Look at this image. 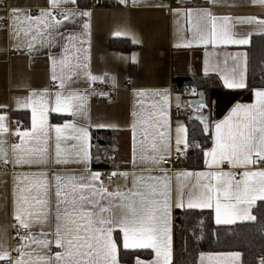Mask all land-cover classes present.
I'll list each match as a JSON object with an SVG mask.
<instances>
[{
	"label": "snow or ice",
	"instance_id": "obj_1",
	"mask_svg": "<svg viewBox=\"0 0 264 264\" xmlns=\"http://www.w3.org/2000/svg\"><path fill=\"white\" fill-rule=\"evenodd\" d=\"M77 0H49L48 6L40 10L33 17L19 8H11L8 18L11 20V34L19 39L20 34L28 39L27 47L31 51L36 43L42 47L54 46L57 34L64 37L69 43L76 40L74 34L59 33L65 23H75L77 16L90 17V12L77 13L68 9L66 5H76ZM214 6L217 0H209ZM127 4V0H120ZM133 5L137 0H132ZM254 5L264 8V0H252ZM165 7L164 5H158ZM223 6V5H221ZM232 6V5H228ZM180 14V9H174ZM184 15L192 26L194 35L199 43L248 45L251 33L243 37H236L232 31L233 18L231 16L214 15L210 9H185ZM241 23L255 24L264 34V19L256 17L238 18ZM88 30L90 25L83 24ZM116 36L128 35L127 31H117ZM133 42H137L132 36ZM84 43V41H81ZM189 47L191 44L177 45ZM79 52V49H76ZM68 52V46H64ZM237 57L239 59L237 60ZM51 60L52 79L58 81L60 91L55 93L54 106L44 93L37 96L32 93L24 101H17L18 107L30 108L32 112L31 132L16 131L15 135L20 142L12 145V159L9 161L8 150L3 137L9 133L7 116L0 115V161L14 166L44 164L48 161L49 125L47 114L49 111L77 116L85 112L86 97L77 91H65L77 70L81 68L79 57L75 63L67 55L57 60ZM134 59V58H133ZM237 60L228 66H209L205 62L204 72H216L229 89H243L246 84V54H236ZM59 67L60 71L57 72ZM86 67V66H85ZM90 84L103 82L102 77L85 73ZM192 96H199V100H191L188 107L193 111L194 119L200 120L204 125V132L209 131L207 117L199 115L207 106L202 93L195 88L188 90ZM140 96L145 92L140 91ZM160 96L162 103L151 105V111L133 113V163L137 137H139L140 163L149 165L148 172L162 165L169 158L172 148V127L168 114L170 96L155 92ZM255 102L251 104H235L224 119L215 123V133L212 147L204 153L207 172H184L177 175L179 187L175 202L172 200L171 178L166 170L163 176L137 174L136 172H113L111 177L131 179V186L117 184L116 188L109 190V186L101 180L100 173H89L87 177L71 176L55 177V215L54 230L45 231L50 227L49 218L52 209L49 204L50 184L46 174L41 173L40 178L29 179L27 174L17 176L14 191V220L20 229H28L26 235L20 237L21 245L11 251L0 245V262L3 264H118V244L113 239V232L122 233L124 249H151L155 259L150 264H172L171 249V214L172 208L183 209H211L215 212L217 224H232L237 219L255 220L250 214V207L257 201H264V88L254 91ZM180 107L177 97V108ZM99 127H104L100 125ZM71 130L70 135H65ZM56 152L55 163H87L89 155V131L86 127H76L66 123L63 127L55 128ZM62 139L77 141L74 145L76 151L65 154L60 146ZM175 150L177 153L188 148L187 129L178 124L175 128ZM30 141L35 144L26 147ZM71 157H75L72 159ZM227 163L230 168L242 169L237 178L236 173L224 172L220 166ZM183 177V181H180ZM189 178H194L190 182ZM23 185V186H21ZM187 188V192L184 189ZM39 227V233L32 229ZM57 251H51L52 246ZM235 261L240 259V253L229 254ZM204 257H201L203 261ZM211 259V257L209 258ZM137 264H142L138 261ZM264 264V261H261Z\"/></svg>",
	"mask_w": 264,
	"mask_h": 264
},
{
	"label": "crops",
	"instance_id": "obj_2",
	"mask_svg": "<svg viewBox=\"0 0 264 264\" xmlns=\"http://www.w3.org/2000/svg\"><path fill=\"white\" fill-rule=\"evenodd\" d=\"M49 0H7L5 4H0V115L7 116V126L9 133L3 139L5 147L8 150L9 161L12 159L11 146L20 142V138L15 135L16 131L31 132L32 130V112L30 108L18 107L17 101H24L32 93L37 96L47 93L54 106L55 93L60 91L58 81L52 79L51 60L49 56L59 60L67 55L76 62L75 57H79L81 68L77 70V75L73 76L68 83L65 91H77L86 97L85 112L77 116L67 115L49 111L47 114V123L49 125V139L46 145L48 149V161L44 164H33L14 166L11 162L5 164L0 161V245L7 247L12 254V244L14 233L19 228L14 227V191L16 188V177L27 174L29 179L40 178V174H46V178L51 186L49 193V204L52 209V215L49 218L50 227L45 231L54 230L55 215V177L60 175L67 178L71 176L87 177L89 173H100L104 170L114 172H136L139 174L163 176L166 174L171 178L172 200L175 202L179 181V173L207 172L215 169H209L205 162L200 168L187 166V154L190 148L185 150L181 146L180 161L173 160L169 165L162 163L159 167L151 172L147 171L149 165L140 163L139 156V137H137V147L135 153L136 163L133 158V132L132 123L135 119L133 113L149 112L151 105L162 103L161 97L154 95L155 92L168 94L170 96V107L168 114L172 127V148L169 155L171 158L175 152V128L178 124L188 128L187 121L190 119L191 111L189 110L187 100L192 96L186 91L185 95L177 94L174 90L173 80L175 77H185L195 74L199 77L216 76L222 83L221 88L211 93L207 106L202 110L203 113L211 114V137L212 143L206 151L214 147L215 123L224 119L231 108L237 104H251L255 102L254 91L248 86L243 89H229L224 86L216 72L210 71L205 75L204 68L207 61L209 66L219 65L224 67V61L227 60L228 66H232L237 60L233 57L236 54H246V84L248 85V63H249V46L252 38L256 35H263L255 24L241 23L238 18L256 17L264 19V8L254 5L252 0H217L214 6L209 0H137L133 5L132 0H127V4L120 3V0H114L110 5L101 7L92 6L82 9L76 5H66L68 9H74L79 12H90V17L77 16L75 23H65L64 27L59 29V33L65 35L74 34L77 39L69 43L63 36L57 34L54 46L42 47L39 43L29 51L27 42L29 38L20 34L19 39H14L11 34V20L8 18L10 9L15 7L21 9L24 13L33 17L37 16L41 9L48 6ZM164 5L165 7H159ZM223 5V6H221ZM232 5V6H228ZM210 9L217 16H231L233 21L232 31L236 37H243L251 33L250 43L248 45L233 44H203L199 43L194 35L192 26L184 15L185 9ZM174 9H180V14H176ZM88 23L90 28L85 30L83 24ZM117 31H127L135 36L137 42H133L132 36H116ZM84 41V43H81ZM112 41H127L134 48L126 52L121 49H114L111 46ZM191 44L189 47L177 46ZM68 46V52H64V46ZM79 49V52L76 51ZM134 58V59H133ZM86 66V67H85ZM134 69V74H133ZM60 69L57 68L59 73ZM91 72L92 75L102 77L103 82L90 84L86 79L85 73ZM95 84H103L120 91L117 104L107 105L97 102L94 99L92 87ZM144 91L145 95L140 96L139 92ZM197 91V90H196ZM198 92V91H197ZM199 93V92H198ZM177 97H179L180 107L177 108ZM27 112L30 117L28 128L23 127L20 120L14 119L15 113ZM52 117H62L64 121L54 123ZM66 123H72L76 127H86L89 131V155L90 160L85 163H67L56 164V139L55 128L63 127ZM103 125L104 127H99ZM71 130H66L65 135H70ZM104 135H108L103 141ZM99 141V143H98ZM35 142L30 141L26 147L34 146ZM77 141L72 139H62L60 146L65 154H71L76 151L74 145ZM205 151V152H206ZM105 152V156H102ZM111 155H115L111 159ZM75 159V157H71ZM96 158V159H95ZM96 160V161H95ZM167 160V159H166ZM106 162V166L100 165ZM205 161V156H204ZM96 162V163H95ZM224 172L236 173L237 178L243 171L242 169H233L225 162L220 166ZM101 178V177H100ZM180 177V181H183ZM123 185L131 186V179L124 180L119 178ZM194 182V178H189ZM23 186V185H21ZM187 192V188L184 189ZM260 202L257 200L249 209L253 215L254 207ZM189 208L178 209L172 208L171 214V249L172 264L175 260V212L183 211ZM204 212H212L214 222L215 212L211 209H197ZM254 220L237 219L232 224H217L230 226L237 223L253 222ZM41 229L34 227L33 233H39ZM119 233L118 230L113 232V239ZM122 239V233H119ZM127 251H150V259L137 258L133 264L138 261L142 264H150L155 259V253L151 249H125ZM51 251H57L52 246ZM236 253H201L198 264H243L242 256L235 261L229 254ZM204 257L201 261V257ZM211 257V259H209ZM118 264L119 248H118Z\"/></svg>",
	"mask_w": 264,
	"mask_h": 264
},
{
	"label": "trees",
	"instance_id": "obj_3",
	"mask_svg": "<svg viewBox=\"0 0 264 264\" xmlns=\"http://www.w3.org/2000/svg\"><path fill=\"white\" fill-rule=\"evenodd\" d=\"M114 0H77V6L87 9L92 6L110 5ZM114 49L131 51L134 46L127 41H112ZM248 88H264V34L252 38L248 49ZM134 74V69H133ZM174 90L185 95L186 91L195 88L204 91L207 102L211 93L221 88L222 83L216 76L199 77L195 74L175 77ZM14 119L20 120L23 127H29L30 117L27 112L15 113ZM54 123L64 121L62 117H52ZM189 151L187 166L200 168L203 166L204 153L212 143L211 135L206 137L203 129L196 121L188 120ZM108 137L104 135L102 141ZM99 143V141H98ZM105 152L102 156H105ZM96 159V158H95ZM96 161V160H95ZM96 163V162H95ZM100 165L106 166L102 161ZM253 222L237 223L230 226L217 225L212 212L187 209L175 212V260L174 264H198L201 253H240L243 264H260L264 261V201H260L253 209ZM119 248L121 263L133 264L137 258L150 259V251H127L122 247L119 233L115 236Z\"/></svg>",
	"mask_w": 264,
	"mask_h": 264
},
{
	"label": "built area",
	"instance_id": "obj_4",
	"mask_svg": "<svg viewBox=\"0 0 264 264\" xmlns=\"http://www.w3.org/2000/svg\"><path fill=\"white\" fill-rule=\"evenodd\" d=\"M95 0H93L94 2ZM7 0H0V4H5ZM92 91L94 94V99L97 102H102L107 105H113L117 104L119 100L120 91L118 89H114L110 86L103 85V84H95L92 87ZM115 155H111V159H114ZM181 156L180 153H177L176 151L173 152L170 159L165 160L163 163L165 165H169L173 160L180 161ZM228 165V164H227ZM112 170H104L101 175V180L104 181L108 186L109 190H113L116 188L117 184L123 185L122 182L117 177H111V183L109 184V178L110 174L113 173ZM17 232H19L21 235H26L28 233V229H18L14 233V241L12 244V250L16 247H19L21 245L20 237L17 235ZM17 253L15 251H12V256L15 257ZM0 264H3V262H0Z\"/></svg>",
	"mask_w": 264,
	"mask_h": 264
},
{
	"label": "water",
	"instance_id": "obj_5",
	"mask_svg": "<svg viewBox=\"0 0 264 264\" xmlns=\"http://www.w3.org/2000/svg\"><path fill=\"white\" fill-rule=\"evenodd\" d=\"M199 93H202V94H203V97H204V99H205V101H206V94H205V92H204V91H200ZM199 99H200L199 96H197V97H193V98H189V99L187 100V103H188L189 101H191V100H199ZM189 110L191 111V114H190V120H192V121H196L197 123H199L200 126H201L202 129H203V128H204V125L200 122V120L192 118L193 115H194V114H193V111H192V109H191L190 107H189ZM199 115L204 116V117H207V122H208V124H209V131H208V132H204V130H203V132H204V135H205L206 137H208V136L211 135V114H210V112L203 113V112L201 111V113H199ZM260 264H261V263H260Z\"/></svg>",
	"mask_w": 264,
	"mask_h": 264
}]
</instances>
